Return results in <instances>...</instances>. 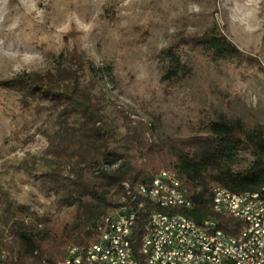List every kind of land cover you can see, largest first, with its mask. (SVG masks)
<instances>
[{
    "label": "rangeland",
    "instance_id": "374dc122",
    "mask_svg": "<svg viewBox=\"0 0 264 264\" xmlns=\"http://www.w3.org/2000/svg\"><path fill=\"white\" fill-rule=\"evenodd\" d=\"M214 26L247 61H212L184 42ZM61 69L73 74L67 83L90 90L101 122L118 137L126 123L136 125L166 162L184 153L174 139L193 123L240 120L245 132L264 137V0H0V233L7 240V200L24 208L34 232L70 219L72 209L59 207L36 173L46 167L49 141L73 138L79 117L63 126L58 106L2 83ZM252 158L244 150L229 164L239 170Z\"/></svg>",
    "mask_w": 264,
    "mask_h": 264
},
{
    "label": "trees",
    "instance_id": "16d2710c",
    "mask_svg": "<svg viewBox=\"0 0 264 264\" xmlns=\"http://www.w3.org/2000/svg\"><path fill=\"white\" fill-rule=\"evenodd\" d=\"M184 42L200 49L212 61L248 59L217 26ZM167 51L178 65L179 59L171 48ZM69 77L73 74L61 69L45 77L24 73L2 82L24 99L46 100L58 106L56 117L63 126L69 117H79L73 138L59 134L57 140L49 141L43 158L46 167L36 173L44 188L55 194L59 207L72 209L69 221L56 220L41 232H34L24 208L7 200L3 212L10 237L7 240L0 233L3 264H61L67 245L98 241L100 221L128 201L137 209L129 238L131 249L137 254L141 229L147 219L140 206L152 204L136 194L135 187L148 183L163 168L176 173L192 203L188 210L173 211L197 223L211 218L224 233H238L239 223L230 215L213 210L211 188L218 185L236 194L264 184L261 132H245L240 120L219 118L193 123L174 139L184 153L166 162L164 151L148 142L136 125L126 123L124 135L118 137L113 126L100 121L99 108L93 104L90 90L76 82L67 83ZM244 150L251 152L252 160L244 168L233 170L229 163Z\"/></svg>",
    "mask_w": 264,
    "mask_h": 264
},
{
    "label": "bare ground",
    "instance_id": "6f19581e",
    "mask_svg": "<svg viewBox=\"0 0 264 264\" xmlns=\"http://www.w3.org/2000/svg\"><path fill=\"white\" fill-rule=\"evenodd\" d=\"M156 180H164V182H166V188L172 193V198L158 194V191H163V183H158ZM212 188H215V193L225 195L229 203L256 202V204H261V210L257 211L256 225H251V222L240 223L238 233L235 235L224 233L217 227V222L211 218H207V221L210 225H215V228H212L210 225L195 226V233L199 235L212 234L213 244L210 242H199V236H191V243H197V249L201 252H206L207 255H213L214 258L222 260L223 263H231L232 254H243L248 252L249 244L253 236L257 235V237H264V184L256 190H247L236 194H233L226 188L218 185H215ZM135 192L150 201L148 204H152V207L140 206L141 209L147 213V219L144 222L142 229H147L149 222L153 220H156L158 224H200L183 213L173 211V209L176 208L185 210L190 209L191 201L187 197V189L185 185L176 173L171 170H159L148 183L137 185L135 187ZM212 203L215 209V205H218V198H212ZM120 207L115 209L116 211L114 214L111 213L105 215L98 224L97 230L100 231V238L99 240L97 239L98 241L87 245L69 246L61 264H75V260H68V258H78V250L76 249L79 247H81V249H88L95 244H103L107 237V233L112 229L113 219L124 218V214H128L127 205H121ZM118 238L119 239H116V247L119 251V259L127 260L130 256H133L130 258V264H140L141 254L133 253L129 242L130 234L127 233L126 227L118 228ZM152 260H159V250H152ZM0 264H3L1 262V257ZM94 264H109V261H106V256H97L94 257ZM152 264H159V261H152ZM160 264H172V262L160 261Z\"/></svg>",
    "mask_w": 264,
    "mask_h": 264
},
{
    "label": "built area",
    "instance_id": "2783aa9c",
    "mask_svg": "<svg viewBox=\"0 0 264 264\" xmlns=\"http://www.w3.org/2000/svg\"><path fill=\"white\" fill-rule=\"evenodd\" d=\"M156 181L163 183V191H158V194L172 198V193L166 188V182L164 180ZM211 198H218V205H215L213 210L230 215L235 222L239 223V226L243 222H251V225H256L257 211L261 210V204H256V202L229 203L225 195L215 193V188H211ZM126 205H128V214H124V218L113 219L112 229L107 233L103 244H95L88 249L79 247L76 249L78 258H68V260H75V264H94V257L106 256V261H109V264H130V258L133 256L127 260H120L116 247V239H119L118 228L126 227L127 233L132 234L135 225L137 209L130 201ZM197 225L210 224L207 219L202 220L200 224L190 225L158 224L156 220L150 221L147 229H141L137 249V253L141 254L140 264H152V261H159V264L160 261H169L172 264H264V237L253 236L247 253L232 254V262L223 263L213 255H207L206 252L198 250L197 243H191V236H199V242L213 244L212 234L199 235L195 233ZM210 226L215 228V225ZM152 250H159V260H152ZM41 264L47 263L41 262Z\"/></svg>",
    "mask_w": 264,
    "mask_h": 264
}]
</instances>
